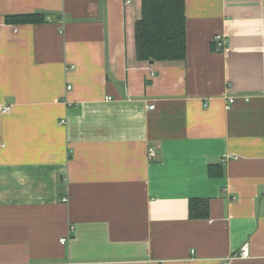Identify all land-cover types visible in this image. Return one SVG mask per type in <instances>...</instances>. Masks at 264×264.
<instances>
[{
	"label": "crops",
	"instance_id": "crops-1",
	"mask_svg": "<svg viewBox=\"0 0 264 264\" xmlns=\"http://www.w3.org/2000/svg\"><path fill=\"white\" fill-rule=\"evenodd\" d=\"M141 16L0 0V264H264V0H186L181 61L138 59Z\"/></svg>",
	"mask_w": 264,
	"mask_h": 264
},
{
	"label": "trees",
	"instance_id": "trees-1",
	"mask_svg": "<svg viewBox=\"0 0 264 264\" xmlns=\"http://www.w3.org/2000/svg\"><path fill=\"white\" fill-rule=\"evenodd\" d=\"M41 15H19L7 18L8 23L42 22ZM186 0H142V16L136 22L137 57L140 61H181L186 58ZM222 168H209L212 176ZM209 202L194 199L190 202L192 218H208Z\"/></svg>",
	"mask_w": 264,
	"mask_h": 264
},
{
	"label": "built area",
	"instance_id": "built-area-1",
	"mask_svg": "<svg viewBox=\"0 0 264 264\" xmlns=\"http://www.w3.org/2000/svg\"><path fill=\"white\" fill-rule=\"evenodd\" d=\"M227 44H228V38L226 36L222 35V34L216 35L213 38V40H212L213 48H214L215 51H218V52L223 51L225 49V47L227 46ZM110 99L111 98H109V100ZM234 102H235V99L234 98H231L229 100V103L230 104H233ZM154 108H155L154 105L150 106V109H154ZM4 111L5 112H9L10 111V107H5L4 108ZM148 155H149L150 159H153V158L155 159L157 157V152H156L155 148H153V147L149 148L148 149ZM63 200L65 202H67L68 201V197L65 198V199H63ZM67 241H68L67 238H63L61 240V243L64 245V244H66ZM246 249L247 248L244 247V249H243V251L241 253L242 256H245L246 255Z\"/></svg>",
	"mask_w": 264,
	"mask_h": 264
}]
</instances>
